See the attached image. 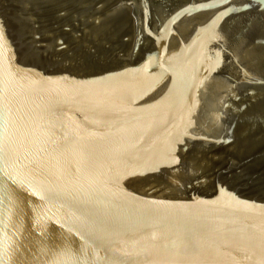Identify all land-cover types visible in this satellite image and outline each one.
<instances>
[{
  "label": "water",
  "instance_id": "1",
  "mask_svg": "<svg viewBox=\"0 0 264 264\" xmlns=\"http://www.w3.org/2000/svg\"><path fill=\"white\" fill-rule=\"evenodd\" d=\"M244 2L0 0V264H264Z\"/></svg>",
  "mask_w": 264,
  "mask_h": 264
},
{
  "label": "snow or ice",
  "instance_id": "2",
  "mask_svg": "<svg viewBox=\"0 0 264 264\" xmlns=\"http://www.w3.org/2000/svg\"><path fill=\"white\" fill-rule=\"evenodd\" d=\"M243 5H244V9H243L244 11H251L253 9L260 10L258 6L254 3V0H245ZM79 22H80V18L78 17L76 20V23H79ZM255 43L259 44L261 42L255 41Z\"/></svg>",
  "mask_w": 264,
  "mask_h": 264
}]
</instances>
